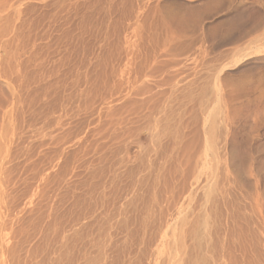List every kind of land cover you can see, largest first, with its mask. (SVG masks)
I'll use <instances>...</instances> for the list:
<instances>
[{"label": "rangeland", "instance_id": "374dc122", "mask_svg": "<svg viewBox=\"0 0 264 264\" xmlns=\"http://www.w3.org/2000/svg\"><path fill=\"white\" fill-rule=\"evenodd\" d=\"M0 264H264V0H0Z\"/></svg>", "mask_w": 264, "mask_h": 264}]
</instances>
